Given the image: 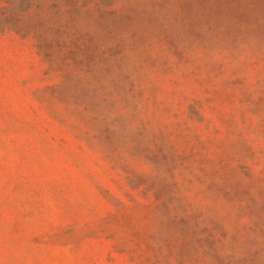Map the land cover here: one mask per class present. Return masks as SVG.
I'll return each mask as SVG.
<instances>
[{
  "label": "rangeland",
  "instance_id": "obj_1",
  "mask_svg": "<svg viewBox=\"0 0 264 264\" xmlns=\"http://www.w3.org/2000/svg\"><path fill=\"white\" fill-rule=\"evenodd\" d=\"M176 1L119 0L122 17L97 30L123 52L106 78L114 105L74 82L53 93L59 79L33 41L0 32V264H156L146 247L162 251L168 219L122 169L170 193L178 175L179 197L233 251L225 261L264 264V74L242 60L247 49L214 44V3L176 15Z\"/></svg>",
  "mask_w": 264,
  "mask_h": 264
},
{
  "label": "trees",
  "instance_id": "obj_2",
  "mask_svg": "<svg viewBox=\"0 0 264 264\" xmlns=\"http://www.w3.org/2000/svg\"><path fill=\"white\" fill-rule=\"evenodd\" d=\"M119 0H0V32H10L23 38H30L37 54L46 64L47 71L54 73L59 81L50 87L53 93L59 88L74 82L87 88L92 95L100 98L102 103L118 104V95L110 92V84L106 78L118 69V56H121L120 43H113L109 32L98 34L101 27L113 29L116 19L121 18V12L114 7ZM206 0H177L172 12L176 15L188 13L195 5L204 7ZM216 6V17L205 19L204 25L214 32V44L225 47L247 49L249 56L242 60L248 63L256 76L264 74L257 69L264 61V0H209ZM254 5H260L263 10L254 11ZM202 11H205L202 9ZM93 21L95 27L89 31L81 25L85 21ZM99 27V28H98ZM115 40V39H114ZM96 86L102 91L97 92ZM77 103L66 105L70 107ZM138 115L141 110L135 104L131 107ZM78 113H88L87 107L80 103L76 107ZM103 109H97L96 117L103 123L108 117ZM124 117V114H119ZM87 123L95 122L88 118ZM107 125H105L106 128ZM107 130V129H106ZM163 128L157 134L164 137ZM166 140V139H165ZM162 149L157 148L143 158L147 162L157 158ZM185 152L178 153L180 158ZM191 154V149L189 150ZM183 164V162H181ZM125 168V167H124ZM130 189H141L146 194L152 193L156 211L162 209L168 219L170 239H163V249L157 251L151 245L146 247L151 260L156 264H203L196 260L195 253L190 254L185 239H192L195 249L209 255L218 264H236L225 261L226 256L233 253L227 250L228 243L224 236L217 235L206 225L196 211L185 203L184 197H179L182 189L179 178L170 175L164 184L170 185L167 190L156 189L152 183L146 185L148 175L139 171H126ZM139 183L135 184L134 178ZM167 192V193H165ZM188 237V238H187ZM231 257L229 256V259ZM249 259H243L248 264ZM206 264V263H205Z\"/></svg>",
  "mask_w": 264,
  "mask_h": 264
}]
</instances>
